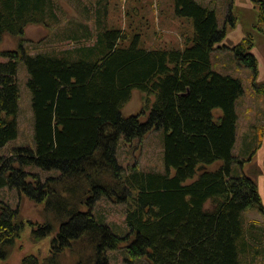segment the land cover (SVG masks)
I'll return each mask as SVG.
<instances>
[{
  "label": "trees",
  "instance_id": "16d2710c",
  "mask_svg": "<svg viewBox=\"0 0 264 264\" xmlns=\"http://www.w3.org/2000/svg\"><path fill=\"white\" fill-rule=\"evenodd\" d=\"M254 1L255 29L263 32L264 0ZM174 3L176 16L193 27L182 48H144L143 34L107 26L108 8L100 0L96 10L84 7V23L70 21L57 30L68 48L34 55L23 45L0 50V148L19 135V62L29 74L35 141V148L0 158V190L16 189L19 202L44 204L38 223L23 218L20 203L13 208L0 201V261L9 259L27 226L34 242L54 236L47 257L26 255L20 264H62L66 251L78 255L76 264H110L108 252L122 248L144 264L264 259V231L243 219L247 210L264 213L256 182L262 171L245 170L262 147L264 127L246 138L247 157L235 156L242 81L211 63L213 51L231 49L252 70L254 92L264 96L253 36L229 47L214 8L197 0ZM63 17L58 0H0V48L5 35L21 39L26 27H57ZM135 90L146 95L143 108L124 117ZM153 130L164 133V171L124 168L117 157L120 139L131 142ZM31 166L60 174L43 181L26 171ZM103 197L125 206L126 235L94 215Z\"/></svg>",
  "mask_w": 264,
  "mask_h": 264
},
{
  "label": "rangeland",
  "instance_id": "374dc122",
  "mask_svg": "<svg viewBox=\"0 0 264 264\" xmlns=\"http://www.w3.org/2000/svg\"><path fill=\"white\" fill-rule=\"evenodd\" d=\"M58 1L64 14L60 26L48 28L42 25H30L26 27L25 35L21 39L5 35L0 50H19L20 45H23L29 53L34 55L39 52L60 51L68 48V44L58 42L57 30L64 26L67 27L70 21L84 23V7L88 6L91 11L96 10L97 2L100 0ZM197 1L216 10L219 28L226 30L225 44L229 47L241 42L247 34L253 36L255 47L252 53L258 59V81L264 80V29L263 32H258L255 29L259 11L258 4L254 0ZM103 4L108 8L107 26L120 29L132 36L143 34L142 45L146 49L182 48L186 36L193 33V27L188 18L176 16L174 0H103ZM230 15L232 18L229 20ZM92 17L94 25L98 29L94 12H92ZM88 24L90 29L96 32L93 21H89ZM135 32L138 33L135 34ZM127 40L129 39L127 38ZM1 60L5 61L4 59ZM211 63L215 71L239 78L242 81L244 94L236 103L239 121L237 124L238 139L234 154L237 157L246 158V138H248V135L255 134L259 130L258 128L264 127V96H259L254 92L252 88V70L245 65H241L231 49L222 47L213 51L211 53ZM28 80L29 74L26 66L23 62H19L17 73V83L20 90L17 118L19 135L17 139L0 148V158L8 157L18 148H35L32 93L27 84ZM145 98V94L135 90L131 101L123 108L122 116L129 117L141 112ZM214 114L217 117L221 112L217 110ZM163 138L164 133L162 130H153L143 138L134 139L131 142L122 137L117 150L120 164L126 169L136 166L143 171L163 172ZM245 165L246 171H250L253 167H257L262 171L256 182L264 205V137L262 147L258 150L253 161ZM218 166L219 164H215L207 167V169L215 170ZM26 171L38 174L43 181L48 177H55L60 174L57 170L46 171L33 166L27 167ZM0 201L9 204L13 208L20 203L21 215L24 219L38 223L43 221L44 204H36L27 198H23L19 202L20 197L16 189L5 188L0 190ZM206 207H212L211 203H208ZM94 215L99 219H103L120 236L126 235L129 231L125 219V206L123 205L114 204L103 197L96 202ZM243 219L247 226L255 224L264 231V213L258 209L245 211ZM53 236L34 242L32 228L27 226L22 233V237L13 248L9 259L0 261V264H20L23 257L30 254L39 257L42 261L50 253ZM262 241L264 242V233ZM108 256L110 264H144V260L135 259L132 261L125 248L109 251ZM77 260L78 255L70 251H66L61 258L62 264H76Z\"/></svg>",
  "mask_w": 264,
  "mask_h": 264
},
{
  "label": "crops",
  "instance_id": "0c3cea01",
  "mask_svg": "<svg viewBox=\"0 0 264 264\" xmlns=\"http://www.w3.org/2000/svg\"><path fill=\"white\" fill-rule=\"evenodd\" d=\"M256 263L257 264H264V259L260 258Z\"/></svg>",
  "mask_w": 264,
  "mask_h": 264
}]
</instances>
